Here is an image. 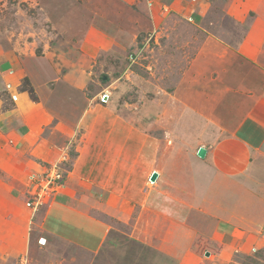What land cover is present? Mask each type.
<instances>
[{"label": "crops", "instance_id": "1", "mask_svg": "<svg viewBox=\"0 0 264 264\" xmlns=\"http://www.w3.org/2000/svg\"><path fill=\"white\" fill-rule=\"evenodd\" d=\"M28 1L51 26L37 36L43 33L49 40V35L56 43L51 46L50 39L48 46L45 42L37 47L35 39L25 44L23 53L0 59V94L13 95L21 74L34 96L30 102L26 92L17 94L16 111L0 119V151L14 170L33 175L46 173L67 158L62 163L68 174L66 186L51 206L59 220L54 230L42 232L41 242L56 244L55 255H64L71 248L70 238L80 237V243L87 239L91 254L84 264H264L254 252L259 239L254 243L219 215L216 204L230 199L217 202L214 195L195 203L162 189L147 193L152 175L157 173L159 179L158 160L166 150L159 144L169 133L143 131L114 110L116 100L106 87L114 81L120 84V74H111L112 83H100L106 79L100 67L103 59L114 58L123 74L143 57L144 44L138 45L133 33V40L124 37L135 16L142 17L133 5L137 0H95L91 5L99 12L104 6L105 18L94 21V27L82 13L90 9L89 0ZM155 4L165 12L163 19L175 12L197 32L191 56L181 54L187 63L173 85L182 106L190 110L176 123L193 126V133L209 128L214 133L218 142L199 147L207 151L203 164H217L220 155L232 162L222 152L231 151L225 143L230 140L232 146L237 144L232 152L246 161L251 177H263L264 0H155ZM67 30L72 35L65 36ZM83 59H96V69L88 72ZM135 77L134 72L127 75L129 80ZM105 95L108 100L103 102ZM156 100L144 107L160 109ZM2 109L0 100V114ZM163 112L161 108L150 113L146 123L154 119L161 123Z\"/></svg>", "mask_w": 264, "mask_h": 264}, {"label": "rangeland", "instance_id": "2", "mask_svg": "<svg viewBox=\"0 0 264 264\" xmlns=\"http://www.w3.org/2000/svg\"><path fill=\"white\" fill-rule=\"evenodd\" d=\"M89 2L90 9L83 10L82 13L90 17L88 22L92 20L90 26L94 27V21L104 20L105 8L102 6L99 12L95 6L91 5L96 1L89 0ZM29 4L28 0H0V59L2 61L5 56L19 55L25 44L35 39H37V47L45 42L48 46L50 39L51 46L52 42L56 41L49 35L47 36L49 40L43 36V33L51 30V26L45 23L44 17L34 5L32 7ZM81 4L82 2H79V5ZM133 5L142 17L135 16L133 27L129 28V34H134L138 45L144 44L142 46H145V49L140 52L143 57L137 63H132L123 74L119 72L120 66L114 58L108 56L107 59H103L105 63L100 67L106 79L100 83H112L111 74H120L122 78L120 84L114 81L112 85L110 83L106 85H109L106 87L107 91L116 100L114 110L118 111L119 115L127 117L143 131L155 135L165 130L169 133L168 137L165 136L159 144L160 147H166V150L158 160L160 162L157 166L160 173L159 179L156 180L158 183L151 182L150 187L145 186L147 193L162 189L171 196L181 193L180 196L195 203H201L204 199L209 201L214 195L217 202L224 201L225 198L230 199L231 201H224V205L216 204V209L220 210L219 215L234 222L254 243L257 238L259 239L254 252L259 256V260L264 262V176L259 178L257 174L256 177H251L246 161H241L242 159L235 156L237 144L232 146L233 143L230 140H225V143L229 144L231 151L222 149V152L224 156L233 159L234 163L220 155L215 158L219 160L217 164H203L205 159L198 160L197 151L201 146L211 147L218 142L212 137L214 133L210 131V128L202 133L197 131L193 133L191 131L193 126L176 123V119L186 118L190 112L180 103L178 98L180 96H176L173 85L176 74L182 75L184 65L187 63L181 54L186 52L188 57L192 54L193 41L197 33L195 27L182 18L174 16L175 12L170 11L171 16L168 20L167 17L163 19L165 12L160 10L155 0H137L133 1ZM123 13L121 12L122 15ZM73 18L71 17L70 20ZM39 30L43 33L37 36ZM72 33L73 31L67 30L65 36ZM129 34L124 36H128L125 40H133V35ZM65 36L62 34L60 38L63 39ZM128 47L127 45L124 48V54L128 52ZM147 55L149 57L145 58ZM187 60L190 61L189 58ZM95 61L96 59L93 61L83 59L81 64L85 63L86 69L91 72L96 69ZM52 63L57 66L55 61ZM151 64L155 66L152 69L147 68ZM153 71H157L156 77H151ZM131 72H134L136 77L129 80L127 75ZM16 77L17 91L15 89L13 95L9 92L0 94V100L3 103L0 119L16 111L17 94L21 95L27 91L26 95L30 102L34 100L25 77L21 74ZM117 85L121 87L117 89ZM152 100H156L164 111L161 123H154L155 119L150 124L145 121L151 119L150 113L156 114L161 109L144 107L147 103L152 104ZM214 128L211 129L217 132L218 129ZM190 133L194 134L196 139ZM69 152L74 153L73 150ZM64 158L63 163H67V158ZM236 161L241 164L236 165ZM12 167L9 158L0 151V264H84L91 254L89 252L91 245L87 239H83L80 243L82 238H70V241L68 240L70 243H67L71 247L69 253L59 254L61 256L55 255L56 244L54 246L50 241L41 242L39 239L43 231L54 230L57 226L59 218L56 210L51 208L52 200L65 189L66 178L60 187V192L46 196L42 205L34 209L28 204L31 200L32 188L46 173H35L36 175L30 173V176ZM210 169L212 171L207 173ZM28 184H30L29 188ZM209 184L215 189L209 188ZM137 214L143 216L144 212L139 210ZM143 225L140 226L143 227ZM118 226L125 231L128 230V227L121 223ZM145 239L150 241V238Z\"/></svg>", "mask_w": 264, "mask_h": 264}, {"label": "built area", "instance_id": "3", "mask_svg": "<svg viewBox=\"0 0 264 264\" xmlns=\"http://www.w3.org/2000/svg\"><path fill=\"white\" fill-rule=\"evenodd\" d=\"M63 163V162H62ZM58 163L52 166L46 174L40 178L42 180L37 181L34 188H32L31 200L28 203L29 206H33L34 209H37L38 206H41L46 196L57 194L60 192V187L63 184L64 179L66 178V165ZM151 180H149L146 185L149 186Z\"/></svg>", "mask_w": 264, "mask_h": 264}, {"label": "water", "instance_id": "4", "mask_svg": "<svg viewBox=\"0 0 264 264\" xmlns=\"http://www.w3.org/2000/svg\"><path fill=\"white\" fill-rule=\"evenodd\" d=\"M108 100V97H107V95H105L104 97H103V102H106ZM206 153H207V151H206V149H204V148H200L199 150H198V157L199 158H205V156H206ZM157 178H158V174L157 173H154L153 175H152V177H151V182H155L156 180H157ZM44 240H42V242H43Z\"/></svg>", "mask_w": 264, "mask_h": 264}, {"label": "trees", "instance_id": "5", "mask_svg": "<svg viewBox=\"0 0 264 264\" xmlns=\"http://www.w3.org/2000/svg\"><path fill=\"white\" fill-rule=\"evenodd\" d=\"M26 90H27V89H26ZM29 91H30L31 94H33V91H32L31 89H30ZM26 92H27V91H26Z\"/></svg>", "mask_w": 264, "mask_h": 264}]
</instances>
